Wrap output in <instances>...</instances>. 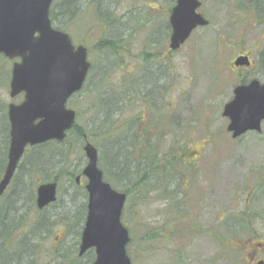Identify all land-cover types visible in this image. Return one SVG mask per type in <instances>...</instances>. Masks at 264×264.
<instances>
[{
    "label": "rangeland",
    "instance_id": "1",
    "mask_svg": "<svg viewBox=\"0 0 264 264\" xmlns=\"http://www.w3.org/2000/svg\"><path fill=\"white\" fill-rule=\"evenodd\" d=\"M60 1L55 0L53 12L57 20L52 25L66 32L75 46L86 47L91 64L82 91L67 102V106L76 112V125L85 131L88 141L101 152L97 143V129L102 119H96V113L101 112L99 102L102 95L112 97L120 90L125 91V88L129 91L132 80L136 82L135 88L141 82L147 86L139 75L142 64H151V67L154 64H174L170 65L168 77L175 80V87L170 89L166 83L164 85V82L158 80V86L164 87L165 93L162 98L158 92V100H162L160 103L155 101L157 110L147 108L148 103L140 96L134 100L126 97L115 112L112 110L114 131L107 137L113 140L110 144L113 142L114 151L120 158L125 157L130 147L138 151L137 139L132 136L136 139L132 140L129 132H135L137 120L145 109L148 118L161 114L163 123L160 130L154 127V131L148 130L151 143L162 136L158 146L149 150L150 153L154 151L156 156H167L181 142V148L176 151L179 155L187 156L195 150L193 146L197 141L203 145L197 153L202 158L200 162L209 163L213 167L211 202L194 196L195 201L203 202L201 211L208 208L213 222L212 229H208L210 235L202 233L195 241L165 244L156 242V239H143L149 235L157 237L163 232L161 203L156 194L146 198L137 190L131 193L121 216L131 238L126 246L130 264H241L244 245L236 243V240L244 232L253 230L243 223L247 220H242L244 216L241 211L248 205L259 213L257 222L252 224H256V230L262 237L257 239V243L262 242L260 252L257 251V259L264 260V122L260 133L250 132L233 140L226 131L228 121L221 115L224 104L232 97L233 88L241 80L255 79L264 84V69L260 65L264 57V0H198L201 3L198 12L209 21V25L196 29L181 49L174 53L168 49V17L172 7L169 0H100L97 2L99 4L95 3L96 6L88 5L87 0H80L77 9L68 10L72 16L67 18L60 11L54 10ZM239 53L250 54L252 66L249 70L232 68V61ZM12 62L0 57L1 175L6 165L9 141L7 106L21 99L9 97ZM134 68L137 72L132 75L130 72ZM164 74L166 80L167 74ZM152 76L156 75L149 73L148 79H152ZM136 92H139L137 88ZM120 130L124 135L119 133ZM107 144L105 142V147ZM82 146L83 140L71 133L63 146L57 148L64 155L53 157L42 172H30L31 166L24 155L15 174L18 178L9 188L17 189L20 198L16 210L8 214L11 222L7 223L6 231L11 241H21L28 236L31 226L44 218L51 224L60 215H65L67 211L64 206L69 210L71 199L76 200V203L84 201L86 206L87 195L85 200L79 202V194L73 193L74 179L66 175L73 173L76 176L85 166ZM135 153L136 156L138 153L142 156L144 149ZM111 159L108 152H102L104 168ZM44 174L49 176L45 177ZM117 176L104 170L105 181L114 189L127 190L125 177L122 176L123 180ZM53 178L58 180L57 195L61 199L58 204L39 211L35 206L36 188ZM83 182L82 179L78 186L83 187ZM12 194L15 195L13 191ZM134 195L137 199L133 198ZM6 203L7 199H3L0 209H4L1 206H6ZM194 207L196 212L198 206ZM83 218L85 216L79 211L66 228L63 224L51 226L49 237H46L47 234L39 239L47 238L38 248L37 264H56L54 250L65 251L74 245L75 235L83 226ZM250 220H255V217H250ZM76 241L79 242V237ZM3 244L7 246L4 239L2 247ZM9 246L14 248L13 243ZM27 262L30 264L34 261L30 259Z\"/></svg>",
    "mask_w": 264,
    "mask_h": 264
},
{
    "label": "water",
    "instance_id": "2",
    "mask_svg": "<svg viewBox=\"0 0 264 264\" xmlns=\"http://www.w3.org/2000/svg\"><path fill=\"white\" fill-rule=\"evenodd\" d=\"M175 2L170 17L171 50L179 49L197 27L208 25L196 11L198 0ZM53 0H0V55L20 60L11 71L10 97L24 94L20 105H9L10 142L7 164L0 180V196L6 190L27 146L47 141L61 142L75 121L67 100L78 92L90 64L87 50L74 47L70 37L51 27L48 14ZM234 66H249L248 57H238ZM227 131L233 139L248 131H261L264 120V84L252 80L234 88L232 99L223 107ZM87 164L82 175L87 183V213L81 233L79 256L94 249L92 264H130L125 246L127 230L120 221L125 194L103 182L97 168V150L83 147ZM79 176L76 182H79ZM57 184H41L36 190V207L56 201Z\"/></svg>",
    "mask_w": 264,
    "mask_h": 264
},
{
    "label": "flooded vegetation",
    "instance_id": "3",
    "mask_svg": "<svg viewBox=\"0 0 264 264\" xmlns=\"http://www.w3.org/2000/svg\"><path fill=\"white\" fill-rule=\"evenodd\" d=\"M169 1L170 3L172 2V7L169 10L170 14L173 6L175 5V2H173L172 0ZM68 4V9L66 11L70 9ZM78 4L79 0L76 6H74V9L75 7L76 9L78 8ZM167 8L169 9V7ZM240 55L246 54L239 53L234 57V59ZM13 63L11 64V67ZM170 65L172 66L174 64ZM170 65L158 64L155 66L154 64L151 67V64H142V69H140L139 75L141 81H144L147 86L140 81L141 83H137L138 86L136 87L139 92H136V88L134 87L136 85V82L132 80L130 86V96L133 98V100L135 97L140 96L145 102L148 103L147 108H155L157 110V107L154 103L155 101H158L160 103L165 93V88L162 86H158V80L164 82V85L166 83V85H168L170 89L175 87V80H172L171 77H168V70L169 68H171ZM235 68H239L238 70L242 71L247 70L241 67ZM163 71L167 74L166 80L165 74L162 73ZM136 72L137 71L134 68L133 70H131L130 73L134 75ZM149 73H153V75L156 76H152V79H148ZM156 77L157 79L155 83ZM148 80H151V82H149ZM158 92H160L162 96L160 100H158ZM136 93L139 94L136 95ZM17 97L21 98L20 101L17 103H9L7 106V111L10 104L19 105L23 101L24 94L22 93L14 98ZM6 117L8 127L10 128L7 113ZM150 117H153L152 120L150 119ZM150 117H147L144 109L140 118L137 120L138 125L135 129V132H129L132 140H134L132 136H135V138L137 139L136 143L138 144V147L141 146L144 149V154L142 153V156H140L138 153V155L136 156L135 152L137 151L133 150L132 147L128 149L125 157L120 158L118 156V153H115L116 162L114 163V166L111 165L110 171L115 175H125V189L127 190H125L124 192L127 196L130 195L134 190H137L146 198L148 196H151L152 194H156L155 196L158 197V201H160L159 203H161L160 219L162 222L163 232H161L157 237H151L149 235L147 237L144 236L143 239H156V242L165 244H178L180 242L182 244L188 241H195L196 239L201 237L202 233H205L206 235L208 233L210 235L208 229H212L213 224L212 220H210V212L208 211V208H206L205 211H201V205H203V202H201V200H194L195 196L196 199L204 200L206 198V202H211V196L213 193V182L211 180L213 167L209 163L203 164L202 162H200L202 158L197 155L198 150L201 149L203 145H200L199 142L196 141L193 146V149L195 150L188 153L187 156H182L181 153V155H179L177 151L175 152L174 156H156V153L154 151L150 153L149 150L158 146L162 136L157 137V139L154 140L153 143H151V137L148 134V130L154 131L152 127L160 130L163 127V123H161V114L157 113L156 115ZM179 144L181 145V142ZM98 158V167L102 171L100 153L98 155ZM1 170L2 167L0 168V171ZM3 175L4 171L0 177V180L3 178ZM12 180L13 179H11L8 187L0 196V202H2L3 199H7L8 205L6 206V208L10 211L16 210L15 207H17V205L20 203V198L17 189L9 190L12 184ZM12 191L15 193V195L12 194ZM194 205L198 206L196 212H194V209H196L195 207L193 208ZM241 213H243L244 216L242 220H247L243 221V223L248 229H253L250 232H244V235L239 237V240H236V243L244 245V258L241 264H264L263 259H257V251L260 252V246L262 243H257V239L262 237L260 236V233L256 230V224H252L253 222H257L256 218L259 213L252 209V206L250 205H248L246 209L242 210ZM250 217H255V220H250ZM200 228L202 229L200 230L202 232L199 231Z\"/></svg>",
    "mask_w": 264,
    "mask_h": 264
},
{
    "label": "trees",
    "instance_id": "4",
    "mask_svg": "<svg viewBox=\"0 0 264 264\" xmlns=\"http://www.w3.org/2000/svg\"><path fill=\"white\" fill-rule=\"evenodd\" d=\"M99 1L100 0H87V4L88 5L94 4V6H96V4H99V3H97ZM79 2H80V0H79ZM77 3H78V0H61L57 4L56 9L54 7V10H55V12L60 11L61 15L63 14L64 18L71 17L72 16L71 13L66 14V12H67L66 10L68 9L67 4L69 5V8H73L74 6H76ZM49 18H50L51 22L52 21L54 22L57 20L56 16L54 15V12H53V6L50 10ZM260 65H261L262 69H264V57L261 58ZM245 81L246 80H244V82ZM129 91L125 88V91L120 90V92L117 95L113 94L112 97L102 95L100 98L101 103L99 102V106H101L102 109H101V112L96 113L97 114L96 119L97 118L99 119V117H101V119H102V123H99L100 126L97 129V130H99L97 143H98V145H100L102 152L106 151L112 156V159L107 164L110 166V167L108 166L109 171H111V165L114 166V163L116 162L115 161V151H114L115 147L113 145V142H111V144H110V141H113V140H109V138L107 137L109 134H111L112 131H114V129L112 128L111 114H112V110L115 112L116 108H118L121 105V103L125 100L126 97L129 98ZM117 96H119L118 99H116ZM122 96L124 97V99ZM95 121H97V120H95ZM95 121L93 122V124H95ZM118 129H119V127H118ZM91 132H94V131H91ZM71 133L76 134V137L79 140H83V136L86 134L83 129H81L77 125H75L71 129V131L67 134L65 140L61 143H57V142L52 141V142H47L45 144H41V145H38V146H35L32 148H28L26 150V153H25V155H26L25 159H27L28 165L31 166V170H29V171L30 172L45 171L44 170L45 167L46 166L48 167V163L49 164L51 163V160L53 159V157H57L60 155L63 156L64 154L62 153V151L60 149L58 151L57 148H61L63 146V144L69 138ZM119 133L121 135H124L123 134L124 132L122 130H120ZM85 137H86V135H85ZM105 142H108L106 147H105ZM103 146L105 148H103ZM175 147L173 148L172 152L170 154H168V156H174L176 150L181 148L180 145L177 146L176 149H175ZM122 149L124 151V147ZM122 149H120V150H122ZM138 151L142 152L141 146L138 147ZM0 167H2V166H0ZM44 175H46L45 177L49 176L48 174H44ZM66 175L69 176V178L74 179L73 184H74L75 189H74L73 193L75 194V192H76L77 194H79V197H80L79 202L81 200H85L86 199V192H85L83 187L76 185L75 175L73 173H66ZM117 175H119V174H116L115 177ZM122 176L125 177L123 174H120L119 177L118 176L117 177H118V179L124 180V178ZM120 177H122V178H120ZM17 178L18 177L14 175L12 183ZM50 182H56L57 183L58 180H57V178H53ZM59 199H61V198H58L57 201L55 202V204L59 203ZM71 203L72 204H70L69 210L66 208V206H64V208L67 211V213L65 215H62V216L60 215V217L57 220H55L54 222H52L51 224L47 220V218L40 220L35 225L31 226V229L28 233V236H25L24 238H22L21 241H19L18 243L11 241L9 238L8 232L6 231V227H8L7 223L11 222L9 217H8V214L11 211L6 208V206L8 205V201L6 203L7 204L6 206H1L2 208L3 207H5V208L0 209V215H1L0 219H2V221L0 220V264H27L28 263L27 261L30 259H33V261L37 264L36 256L38 253V248L41 247L43 242H45L47 240V238L49 237L51 226H55L57 224H63L64 228H66L68 225H70L73 222V219L75 218V213L79 212V211H81L82 216L84 217L85 211H86L85 202L82 201V202L78 203V201H77V203H76V200L71 199ZM53 205H51V206H53ZM70 210H72V213L70 212ZM6 232H7V236H6ZM42 235H47L46 236L47 238L45 237L43 240H39V239H41ZM79 235H80V232H77L75 235L74 245L71 246L69 249H67L65 251L61 250V249H59V251L58 250L56 251V249L54 250V253H53L54 260H55L54 263H56V264H90L93 261V259H94L93 252H89L88 254L83 256L82 258L77 256V246H78L79 242H77L78 240L76 241V239H78ZM3 239L6 240V244H7L6 247L4 246V244H3V247L1 246ZM56 241H58V240H56ZM10 243L14 244V248H11L9 246ZM34 262H32L30 264H34Z\"/></svg>",
    "mask_w": 264,
    "mask_h": 264
}]
</instances>
